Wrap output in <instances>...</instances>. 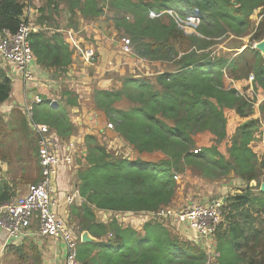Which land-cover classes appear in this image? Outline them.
<instances>
[{
  "label": "trees",
  "instance_id": "16d2710c",
  "mask_svg": "<svg viewBox=\"0 0 264 264\" xmlns=\"http://www.w3.org/2000/svg\"><path fill=\"white\" fill-rule=\"evenodd\" d=\"M105 1L46 0L39 10L40 28L30 35L41 70L65 72L72 63L70 44L62 32L50 30L51 18L60 13V5L64 4L72 16L79 14L92 21L105 12ZM108 3L118 34L131 39L135 55L169 63L171 69L153 76L122 77L119 88L93 93L96 112L114 121L116 134L136 155L111 150L99 140L97 132L86 136L87 154L81 157L85 163L77 184L82 202L71 205L70 222L79 235L88 231L96 240L80 241V259L85 264H205L206 253L197 240L183 238L161 222H147L138 230L114 217L102 221L96 214L97 210L147 211L170 206L177 190L175 173L197 169L213 177L233 171L246 183L241 192L225 199L224 222L215 235L220 253L217 264H264V191L251 185L264 172V100L256 108L258 93L264 97V54L251 47L232 59L206 53L213 40L226 33L244 36L254 27L252 40H262L264 0ZM26 7V0H0L2 36L6 31H18ZM169 8L181 16L199 9V33L186 34L168 13L149 15L152 10ZM257 10L260 20L255 27L257 21L252 17ZM12 93L13 80L0 64V107ZM60 94L66 98V105L76 104L77 96L71 89L63 88ZM121 101L128 105L118 106ZM66 107H53L45 99L36 105L33 119L48 124L61 139H68L77 128ZM8 116L6 119L0 114V161L13 164L6 151L9 130L14 136L23 135L28 145L20 164L26 170L27 163L37 155L40 169L36 179L25 171V182H38V137L21 106L12 108ZM207 132L214 136L210 146L197 141V135ZM223 142L228 146V157L220 151ZM155 153L165 157L150 158ZM14 181L0 180V202L17 196ZM14 249L17 256H24L19 247Z\"/></svg>",
  "mask_w": 264,
  "mask_h": 264
},
{
  "label": "built area",
  "instance_id": "2783aa9c",
  "mask_svg": "<svg viewBox=\"0 0 264 264\" xmlns=\"http://www.w3.org/2000/svg\"><path fill=\"white\" fill-rule=\"evenodd\" d=\"M164 13L170 14L178 27L186 33H198L202 23L199 9H195L186 16H181L174 8L160 12L152 10L149 15L159 17ZM36 30L37 27L24 12L18 31L14 34L6 31L0 38V57L12 69L9 76L12 80L23 81L27 91L33 95V98L27 101L22 108L38 137L41 167V179L38 182L29 184L23 194L0 202V228L8 233L12 242L19 243L33 235V227L36 226L38 236L57 238L64 243L65 264H85L79 257L81 235L69 223L68 218L59 214V200L56 198L55 188V180L63 166L72 167L76 164L79 157L76 141L61 139L57 133L50 130L48 124L36 122L33 119L36 105L41 104L46 99L39 91L41 69L36 63V57L30 43V35ZM78 40L77 31L71 30L69 41L76 45V49L81 50L83 60L89 63L97 62L98 55L95 48L92 45L84 48ZM131 46V39L126 38L122 49L123 54L133 53ZM49 103L53 107L58 105L56 99H49ZM107 127L114 129V124L109 122ZM80 196L77 189L75 193L68 196L67 203H75L77 198H81ZM225 204V199L222 198L210 202L186 203L179 209L170 205L157 210L111 212L113 217L123 222L125 226L131 225L138 230H142L147 222L171 220L177 224L185 225L194 235L210 242L215 238L223 221ZM140 226L141 228H139ZM212 254L213 258L211 259L209 256L206 264H217L220 253L212 252Z\"/></svg>",
  "mask_w": 264,
  "mask_h": 264
},
{
  "label": "rangeland",
  "instance_id": "374dc122",
  "mask_svg": "<svg viewBox=\"0 0 264 264\" xmlns=\"http://www.w3.org/2000/svg\"><path fill=\"white\" fill-rule=\"evenodd\" d=\"M108 9V7H107ZM110 10V8H109ZM111 11V10H110ZM109 11V16L107 14V18H112V15L114 16V14L112 12ZM75 17V15H74ZM257 22H255V27L258 24L259 20H260V14H259V10H257L253 17ZM76 18L72 17V24L74 25ZM71 24V25H72ZM106 24H102L100 25V28L103 29L105 28ZM79 27V26H78ZM108 27V26H107ZM109 28V27H108ZM252 31L254 32V27L251 28L250 34H246L244 36H237L234 33H226L220 37H217L213 40V44L206 50V53H209L210 56H221L224 58H228V59H232L235 56H237L240 52H242L246 47H251V48H255V44L259 41L257 40H252L251 36H252ZM199 33V32H198ZM186 34H194L192 32H188ZM126 38L129 37H123L121 35H116V38L114 41L111 42V44H116V45H121V51L123 49V44ZM131 48H132V52H133V44L131 41ZM237 46H241V48H238ZM96 50V54L98 55L97 49ZM123 53V52H122ZM125 55V54H124ZM125 56H134V57H138L137 55H135V53H129L126 54ZM140 58V57H138ZM99 59V56H98ZM143 58H141L142 60ZM145 59H143L144 61ZM98 61V60H97ZM146 61V60H145ZM85 67L88 66L90 67L89 72L92 73V70H94L96 67V64L98 62L94 61V63H89L88 61H85ZM144 67H142V63H138L137 60H134L132 63H127L125 62L123 64V68L120 70H114L112 69L111 72L114 75V82L113 85L110 88H119L122 84V80L120 78H127V77H131V76H139V75H147V76H153L159 72H162L164 70H168L171 69V64L166 63V62H161V66H157L154 65L152 62L151 63H145L143 64ZM95 67V68H94ZM102 69H104L102 67ZM229 70H226V72L228 73ZM109 72V71H107ZM105 73V72H104ZM229 74V73H228ZM105 75H107L105 73ZM253 75L252 74L250 76V80L249 81H253ZM75 75V79H72V82L75 85H71V84H66L64 88H68L71 89L72 91L75 92L76 94V104L73 105L72 107H69V109L66 107V105H64L67 108V112H68V117L69 119L73 122H76L78 117H80V121L77 123V132L75 133V135L72 137V139L76 136V134H79L80 132L85 136L88 134H93L94 132H97L98 134H100L99 140L104 143L108 148H110L111 150H120L121 154H125L128 156H133L135 157V151L132 150V148L128 145V143L121 138L119 135L116 134L115 132V124L114 121L112 119H109L107 117V115H99L97 113H95L93 116L90 117L91 120H88V122H84L83 121V117L80 115V113L82 112V106H85V109L87 110L86 107H88L89 109L94 108L93 107V99L91 98V96H93V93L95 90H97L98 88H94L93 90L91 89V91L88 93V95L90 94V100L87 102L85 99H80L79 95L82 93V89H80L81 85L83 84L79 78L80 76ZM106 77V76H104ZM86 92V90H85ZM61 93V92H60ZM87 95V96H88ZM258 101L256 102V108H260L261 107V103L264 100V97L262 95H260L258 93ZM62 102V101H61ZM64 103V101H63ZM10 104V103H8ZM118 106L120 107H125L127 106V102L126 101H121L119 103H117ZM16 105H7V104H3L0 107V114H4L6 115V119L9 118V113L11 112V109L14 108ZM78 109V112H75V110ZM91 113V112H90ZM109 122H112L114 124V129H109L107 126L109 124ZM46 124V123H45ZM82 128L85 130L83 131ZM95 129V131L93 130ZM93 130V131H92ZM9 138L7 139L8 142V146L6 148V151L8 152L9 156L12 157L13 159V164L12 166H9L8 163H6L8 165V168L5 172V178H8L7 180H13L15 179L16 183H17V194L16 195H21L26 191V188L29 184L33 183L32 182H25V178L23 173L26 171L27 175L33 177V179H36L39 177L40 174V169H39V164L37 163V155H34L33 158H31V162L27 163V168L26 170H24V167L22 164H20V161H22L25 156H26V146L28 145V141L25 140V137L23 135H18V136H14L11 131L9 130ZM213 138L214 136L211 133H202L197 135V141L200 144H204V145H212L213 144ZM70 138H65V140H69ZM220 151L227 156L228 154V146L226 147L225 142H223L222 144H220ZM77 150V154L79 155V157L76 160V165L78 164V166H75L73 168H70V174L73 178L72 183H70V187L74 190L73 193H75L77 190V184L79 182V172L80 169L83 165V163H85V160L83 158H81L80 153H84L87 154V147H86V143L85 140H80L79 142V146L76 149ZM164 158V154L162 153H155V154H151L150 158L152 159H159V158ZM228 157V156H227ZM29 158V156H28ZM3 162V161H2ZM12 168V169H11ZM175 175H177L178 177L175 178L176 183H177V190H176V195L172 200V203L170 204L173 208L179 209L182 206H184L186 203H192V202H210L214 199H226L227 196L229 194H233V193H237V192H241V190L246 186V183H244L233 171H230L227 174H224L222 176H216L213 177L211 175H202L201 172L197 169H188L186 172H184L183 174L180 173H175ZM175 177V176H174ZM14 181V182H15ZM12 182V181H11ZM76 182V183H75ZM264 182V172L261 175V177L259 178L258 182L257 180L254 181L255 183V187L260 186L261 184ZM253 183V182H252ZM251 183V184H252ZM78 189V188H77ZM256 192L259 193V191L256 189ZM224 218L225 216H223V221L224 222ZM71 220H69V223L72 224V222H70ZM161 223H163L164 225H166L168 227V229L173 232L178 234L179 236L181 235L183 238L186 239H194V240H198V243L200 244V246L202 247L203 251L206 253V261L205 264L210 256V258H213V254L212 252H218V245H219V241L217 239V237L215 236V238L208 242L206 240H202L201 238H199L198 236L194 235L193 232L189 231L188 228H186L185 225L183 224H177L171 220H164ZM74 225V224H73ZM75 228V227H74Z\"/></svg>",
  "mask_w": 264,
  "mask_h": 264
},
{
  "label": "crops",
  "instance_id": "0c3cea01",
  "mask_svg": "<svg viewBox=\"0 0 264 264\" xmlns=\"http://www.w3.org/2000/svg\"><path fill=\"white\" fill-rule=\"evenodd\" d=\"M107 1L109 0L105 1V12L96 20L86 21L79 14L75 15L74 17L67 11L64 4L60 5V13L55 14L53 18H51L50 30H59L60 32H62L65 40L70 44L72 50V63L71 65H69L65 72L55 73L52 70L44 69L39 73V81L41 83L39 91L46 99H56L58 103L57 107H59L60 104L64 103V105H66V98L62 99L60 92L66 84L75 85L72 82V79H75V75L77 77L80 76L79 80L83 83L80 87V89H82V93L79 95V98L81 100L85 99L88 102L92 98V96L90 98V94L88 95L91 89H109L113 85L114 75L112 74L111 70L122 69L125 62L132 63L134 60H137L138 63H142V67H144L143 64L151 62L154 65L161 66V62L159 61H143V59L141 60V58L138 57L125 56L121 51V45L119 46L116 44H111V42L115 40L116 35H118V32L114 25L113 15L112 18H107V14L109 15L110 11L109 3ZM26 2L27 7L25 13H27V18L31 20V22L37 27L38 30L40 28L39 24H37V20L40 16L39 10L41 6L46 3V0H26ZM110 12L114 14L113 11ZM72 17L76 18L74 25L72 24ZM104 23L106 24V26L105 28L101 29L100 25ZM71 30L77 31V37L79 38L78 41L82 47L85 48L88 45H92L97 49L99 59L97 61L98 63L95 66L96 68L94 67L95 69L92 70V73L89 72L90 67H85L86 63L83 60L81 50L76 49V45L72 44L69 41V32ZM1 36L2 34L0 33V38ZM0 64L3 66L7 74L10 75L12 69H10V67L3 62L1 57ZM102 67L104 69H102ZM104 72L107 75H105ZM29 96L32 97L33 95L29 91H27V88L24 85L23 81L16 79L13 80V93L11 99L5 104H13L23 107L27 103V101H30L33 98ZM66 106L68 109L69 107H72L70 105ZM81 108L82 112L80 113V115L84 118V122H88V120H91L90 117L97 113L95 107L91 109L86 107L87 110L85 109V106H82ZM77 110L78 109H76L75 112H78ZM80 119L81 118L78 117L77 121H73V123L77 126V123L80 121ZM82 130L85 131L83 128ZM93 130L95 131V129ZM84 135L80 132L73 138V140L76 141L77 148L79 146L80 140H85ZM80 155L81 157H83L85 154L81 153ZM75 166H78V164H75L72 167L63 166L55 180L56 198H58L59 200L58 212L62 217L68 218V221L71 220L72 204L67 203V198L68 196L72 195L75 190H72L73 187H70V183H72L73 178L69 172L70 168H73ZM7 168L8 165L5 162L0 161V180L8 179L4 176L5 172L8 171L6 170ZM81 202L82 197L77 198L75 204H81ZM96 214L98 216V219L102 221H107L113 217V213L107 210H97ZM33 228L34 234L28 236L26 239L20 241L19 243L12 242L9 239L8 233L0 228V264H65L64 243L57 238L38 236L36 234V226ZM139 228H141V226ZM197 241H199V239ZM17 247L20 248V251L24 256H17L18 253L14 249Z\"/></svg>",
  "mask_w": 264,
  "mask_h": 264
},
{
  "label": "water",
  "instance_id": "95a60500",
  "mask_svg": "<svg viewBox=\"0 0 264 264\" xmlns=\"http://www.w3.org/2000/svg\"><path fill=\"white\" fill-rule=\"evenodd\" d=\"M254 47L256 49L260 50L264 54V38L262 40H260L259 42H257ZM32 93L35 94V92H32ZM29 97H31V96H29ZM251 185L255 186L254 181H253V183ZM260 189H261V191H264V182L261 184ZM81 239H82L83 242H90V241H95L96 240L88 231H84L81 234Z\"/></svg>",
  "mask_w": 264,
  "mask_h": 264
}]
</instances>
